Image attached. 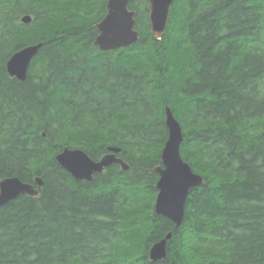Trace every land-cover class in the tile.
<instances>
[{
	"label": "trees",
	"instance_id": "1",
	"mask_svg": "<svg viewBox=\"0 0 264 264\" xmlns=\"http://www.w3.org/2000/svg\"><path fill=\"white\" fill-rule=\"evenodd\" d=\"M106 1L0 0V179H42L0 206V264H264V0H173L161 38L146 0H129L138 41L101 51ZM34 43L26 78L10 76ZM166 105L203 176L178 227L154 206ZM110 145L127 170L76 180L55 159Z\"/></svg>",
	"mask_w": 264,
	"mask_h": 264
},
{
	"label": "water",
	"instance_id": "2",
	"mask_svg": "<svg viewBox=\"0 0 264 264\" xmlns=\"http://www.w3.org/2000/svg\"><path fill=\"white\" fill-rule=\"evenodd\" d=\"M150 32L161 38L169 17V10L173 0H146ZM22 23H29L31 16H21ZM98 33L94 44L101 51L115 50L126 47L139 39V31L135 28L134 10L129 8V0H107L106 13L96 23ZM41 43L26 45L12 53L6 61L8 74L18 80H24L32 58L37 54ZM165 125L168 130L167 139L161 149V165L156 167L158 179L156 181L157 194L155 198V212L170 219L175 227L180 226L184 218L185 203L189 191L203 183V176L196 173L180 153L183 139L180 121L174 116L171 108L165 106ZM108 152L98 160L92 159L81 148L64 147L55 155L56 161L76 180H92L94 173H100L105 167L119 164L122 170L128 169V164L117 154L121 148L110 145ZM42 186L39 176L34 183L24 182L17 176L0 179V206L21 194L37 195ZM172 232L155 241L149 249L151 261L163 259L166 255L167 241Z\"/></svg>",
	"mask_w": 264,
	"mask_h": 264
},
{
	"label": "rangeland",
	"instance_id": "3",
	"mask_svg": "<svg viewBox=\"0 0 264 264\" xmlns=\"http://www.w3.org/2000/svg\"><path fill=\"white\" fill-rule=\"evenodd\" d=\"M20 18H21V17H20ZM194 238L197 239V237H194ZM200 239H201V238H200ZM187 242L192 243L193 245L195 244V243H194V239H193V237H189ZM189 245H190V244H189Z\"/></svg>",
	"mask_w": 264,
	"mask_h": 264
},
{
	"label": "bare ground",
	"instance_id": "4",
	"mask_svg": "<svg viewBox=\"0 0 264 264\" xmlns=\"http://www.w3.org/2000/svg\"><path fill=\"white\" fill-rule=\"evenodd\" d=\"M107 152H108V150H107Z\"/></svg>",
	"mask_w": 264,
	"mask_h": 264
},
{
	"label": "flooded vegetation",
	"instance_id": "5",
	"mask_svg": "<svg viewBox=\"0 0 264 264\" xmlns=\"http://www.w3.org/2000/svg\"><path fill=\"white\" fill-rule=\"evenodd\" d=\"M118 155V154H117ZM119 156V155H118Z\"/></svg>",
	"mask_w": 264,
	"mask_h": 264
}]
</instances>
